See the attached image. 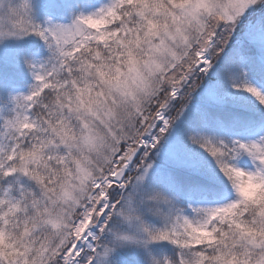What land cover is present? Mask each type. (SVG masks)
Returning <instances> with one entry per match:
<instances>
[{
  "label": "snow or ice",
  "instance_id": "1",
  "mask_svg": "<svg viewBox=\"0 0 264 264\" xmlns=\"http://www.w3.org/2000/svg\"><path fill=\"white\" fill-rule=\"evenodd\" d=\"M0 264H264V0H0Z\"/></svg>",
  "mask_w": 264,
  "mask_h": 264
}]
</instances>
